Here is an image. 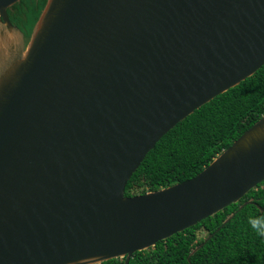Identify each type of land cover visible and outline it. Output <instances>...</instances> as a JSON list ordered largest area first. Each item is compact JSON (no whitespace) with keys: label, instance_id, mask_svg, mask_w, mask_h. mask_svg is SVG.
Returning <instances> with one entry per match:
<instances>
[{"label":"water","instance_id":"obj_1","mask_svg":"<svg viewBox=\"0 0 264 264\" xmlns=\"http://www.w3.org/2000/svg\"><path fill=\"white\" fill-rule=\"evenodd\" d=\"M19 1L0 0V264H127L264 180L262 115L195 176L124 192L264 64V0H46L27 41Z\"/></svg>","mask_w":264,"mask_h":264},{"label":"trees","instance_id":"obj_2","mask_svg":"<svg viewBox=\"0 0 264 264\" xmlns=\"http://www.w3.org/2000/svg\"><path fill=\"white\" fill-rule=\"evenodd\" d=\"M45 2L20 0L7 9L26 41ZM262 115L264 64L165 133L128 180L125 194L146 193L195 176ZM261 208L264 180L212 216L135 251L127 264H264V237L249 224L250 217H264ZM101 264H125V257Z\"/></svg>","mask_w":264,"mask_h":264},{"label":"clouds","instance_id":"obj_3","mask_svg":"<svg viewBox=\"0 0 264 264\" xmlns=\"http://www.w3.org/2000/svg\"><path fill=\"white\" fill-rule=\"evenodd\" d=\"M249 224L256 231L257 235L264 237V217H250Z\"/></svg>","mask_w":264,"mask_h":264},{"label":"flooded vegetation","instance_id":"obj_4","mask_svg":"<svg viewBox=\"0 0 264 264\" xmlns=\"http://www.w3.org/2000/svg\"><path fill=\"white\" fill-rule=\"evenodd\" d=\"M25 38V37H24ZM28 40V39H27ZM25 41H26V39H25Z\"/></svg>","mask_w":264,"mask_h":264}]
</instances>
